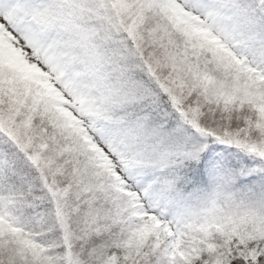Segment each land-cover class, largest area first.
Instances as JSON below:
<instances>
[{
	"label": "snow or ice",
	"instance_id": "obj_1",
	"mask_svg": "<svg viewBox=\"0 0 264 264\" xmlns=\"http://www.w3.org/2000/svg\"><path fill=\"white\" fill-rule=\"evenodd\" d=\"M0 264H264V0H0Z\"/></svg>",
	"mask_w": 264,
	"mask_h": 264
}]
</instances>
